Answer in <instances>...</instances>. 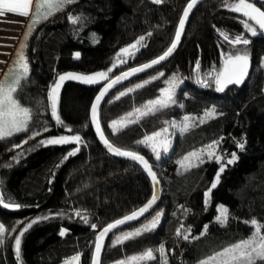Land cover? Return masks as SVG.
<instances>
[{"label":"trees","instance_id":"obj_1","mask_svg":"<svg viewBox=\"0 0 264 264\" xmlns=\"http://www.w3.org/2000/svg\"><path fill=\"white\" fill-rule=\"evenodd\" d=\"M188 2L75 0L33 26L24 48L29 77L18 99L33 111V130L46 125L50 131L20 149H13L12 145L21 143L28 133L0 141L2 190L22 205L17 211L0 206V220L6 228L17 230L6 234L5 246L0 248V264H20L14 254V236L32 219L45 215L52 218L33 225L22 238L23 264H66L77 254L81 255L80 264H92L98 232L151 198L154 189L149 176L137 163L110 154L99 141L90 120L91 105L106 81L96 85L78 81L64 83L59 113L72 129L71 133L56 125L51 117L48 91L58 74L71 71L87 75L109 70L120 49L141 36L146 37V47L124 66L114 68L111 76L159 57L173 42ZM258 5L264 9V0ZM69 16L84 19L73 24ZM241 19L242 14L229 11L222 5V0L203 1L193 12L182 43L172 58L163 66L127 80L101 104L100 120L108 139L123 150L145 155L157 173L163 192L162 201L149 216L111 235L101 264H116L148 249L154 250L157 259L138 264H160L156 250L161 244L166 249L168 264H199L225 247L248 238L254 231L250 223L252 219L264 223V34L250 35L249 45L235 46L247 50L252 62L250 78L243 86L232 85L224 92H217L214 82L210 83L212 87L196 83L197 60L200 72L208 74L213 69L221 70L222 52L235 50L223 40L217 29L230 37L242 34L245 29ZM76 52L81 54L79 59L74 57ZM160 73L164 75L160 76ZM150 75L159 78L151 80ZM174 75L183 80L176 94V105L113 132L110 127L113 120L158 98L160 90L167 86L165 81ZM146 78L151 83L116 99L123 89L135 86L140 80L139 83L143 84ZM180 104L183 108L179 107ZM212 107L217 110L216 116L199 123L200 116ZM185 116L197 118L192 122L194 126L188 132L176 133L172 149L159 161L149 148L137 144L146 135L163 129L167 125L165 122H181ZM69 134H79L85 143L27 151L40 139ZM242 139H246V144L240 150L236 142ZM217 140L223 144L229 157L235 153L239 159L226 166L206 209L205 192L214 182L218 163L205 160L199 167L185 171L180 161L188 153ZM76 147L80 151L64 160L63 157ZM17 153L23 154L14 161L12 157ZM8 164L11 166H3ZM219 205H224L230 213L231 219L226 227L214 219L219 214ZM189 209L190 213L186 214ZM77 211L82 214L80 217L75 215ZM156 212L163 215L154 231L115 245L118 234L142 224ZM84 215L88 216V223H84ZM91 224L97 227L93 229ZM205 224L209 225L207 234L193 239L199 236ZM181 225L192 228L188 241L176 235ZM65 228L68 233L60 236V231Z\"/></svg>","mask_w":264,"mask_h":264},{"label":"snow or ice","instance_id":"obj_2","mask_svg":"<svg viewBox=\"0 0 264 264\" xmlns=\"http://www.w3.org/2000/svg\"><path fill=\"white\" fill-rule=\"evenodd\" d=\"M74 2L75 0H35V3L34 0H0V15L8 12L29 17L30 9L34 8L31 13V22L28 25L27 32L24 37L25 43L21 45V50L18 52L17 58L13 61L12 66L9 68V74L5 75L4 78L0 80V141L8 140L19 133H28L27 138L23 139L21 143L12 145L13 149H20L24 145H27L30 140H35L36 137L42 136L43 133L50 131L46 125H43L40 130H33V111L29 107L23 106L18 99L19 95L23 91L24 82L28 79L30 72L29 62L23 52V49L27 47L26 41L33 32L34 25L42 20H47L55 13L62 11L65 7ZM153 2L159 4L162 0H153ZM258 2L259 0H255V2H249V0H238V2H232V0H222V5L233 13L242 14L243 19L240 20V23L242 24L243 29L251 33L252 36H257L258 34H264V10H262V7L257 6ZM197 3L198 0H189L186 7L183 9L181 18L179 19L178 28L175 32L173 42L162 55L153 59L150 63H145L139 67L131 68L129 71L122 72L121 75L116 76L114 79H109V71H111V69H109V71H97L93 74L87 75L70 71L58 74L57 79L49 88L48 100L50 102L51 117L54 119L56 125L61 126L62 128H67L68 132L71 133L72 129L66 125L59 113L60 93L64 83L66 81H78L86 85H96L100 84L102 81H106L91 105L90 120L92 124L95 125L96 132L99 134V138L107 150L114 155L126 157L141 165L150 177L154 189L151 198L143 207H140L138 210H133L131 214L125 215L122 219H117L114 222L107 224V226L99 232L94 245L95 254L92 264H101V253L104 248V241L110 232L129 221L138 220L140 217L150 212L159 199L160 183L157 173L153 170L152 164L145 158L144 155L135 151L122 150L121 148L114 146L109 139L106 138L105 133L101 128V102L104 100L110 89L121 83V81L127 80L129 77L134 76L137 73L144 72L146 69H150L154 65L161 64V62L167 60L173 55L174 51L181 42V37L184 33L185 24L188 21L189 15ZM69 19L73 24H77L84 18L82 16H69ZM217 31L223 40L232 45L234 48L236 45L250 44V40L245 38L243 34H236L230 39L229 35L225 31L219 29H217ZM148 36H151V33H149ZM145 39L146 38L144 36H141L134 43L121 48L117 53L116 62L118 64L126 63V60L123 58L125 56L134 58L135 53L138 52L141 47H146L143 43ZM221 55L223 58L221 70L216 71L213 69L211 73L206 74L214 81L215 90L217 92H224L232 85L243 84L245 78L248 76L250 66V56L247 50L235 48L234 51L222 52ZM80 56L81 54L79 52L74 53V57L76 59H79ZM113 67H115V65H113ZM195 72L197 76V83L201 84L203 87L213 86V84L209 83V79L200 78V62L198 60L195 62ZM163 75L164 73H160V76ZM158 78L159 77L157 76H153L151 80H156ZM151 80H145L143 84L138 83L134 87L128 88L126 92H120L116 99L119 100L128 93H133L137 89L143 88L146 84L151 83ZM181 82L180 78L175 75L171 80H166L165 83L168 87L160 90V97L154 100H149L144 109L138 108L135 110V113H129L127 117L121 118L120 120H113L110 125L113 132L121 131L129 124L138 122V120L144 116L154 114L160 110L168 109L171 106L176 105V89ZM179 107L183 108V104H180ZM216 114L217 110L215 107H212L210 110H206L204 117L199 118V123H204L205 118H214ZM133 115H135V119H130ZM220 115H223V113H220ZM183 119L184 122L180 126V131L182 133L188 132L190 127L194 126L190 122L197 120L196 117L190 116H185ZM168 131V128H163L160 131L154 132L152 135L145 136L143 140L137 141V144H141L149 148L151 152L154 153L156 160L159 161L161 159L162 152L167 154L172 146L171 140L165 135ZM72 143L80 145L85 143V141L79 134L51 136L38 140L34 145L28 148L27 151H34L40 147L68 145ZM219 144L220 141L217 140L206 146L207 159H214L219 165L217 174L214 177V182L211 183L209 189L205 192L204 203L206 209L210 205L212 190L216 189L220 184L221 174L225 172L226 166L235 164L239 159L235 153H231L229 159H225L222 154L217 155L215 150ZM236 144L240 150H243L245 148L246 139L237 141ZM79 151L80 148L76 147L72 151H69L63 159L67 160ZM22 154L23 153H17V155L12 157V159L14 161L18 160ZM193 159L198 161V163H192ZM185 161H188V163L185 164ZM204 162L205 149H200L199 151L189 153L182 161H180V164L185 171H188L191 168L199 167V165ZM3 166L10 167L11 165L8 164ZM2 188L3 182L0 180V206L5 209H20L22 205L16 203L10 195L2 190ZM181 208L183 209V206H181ZM217 210L219 214L215 216V222L226 227L231 219L228 208L224 205H219ZM190 211V209L186 210V214L190 213ZM57 215H63V213H58ZM75 215L80 217L82 214L77 211ZM162 215V212H156L155 216L147 223L143 224L142 227L136 228L133 231L123 232L121 235L116 236L115 245L123 244L125 241L135 239L145 233L154 231L160 224ZM50 218L52 217L45 215L32 219L18 232L17 235L14 236V254L17 260L20 261V264H23L21 251L22 238L33 227V225L41 221H46ZM83 221L84 223H88L87 215L83 216ZM245 223H249V221H245ZM250 223L253 226L254 231L248 238L241 239L239 242L225 247L222 251L216 252L206 259L199 261V264H264V232H262V229H264V223H259L255 219H252ZM91 227L95 229L97 225L91 224ZM208 227L209 225L205 224L199 236H194L192 238L199 239L200 236L206 235ZM16 231V228L13 227L9 229L6 228L4 223H0V248L5 246L6 234L9 232L14 233ZM68 231L69 230L66 228L62 229L59 235L65 236ZM191 233L192 228H184L183 225L176 230L177 237H180L185 241L189 240ZM156 252L159 254L160 264H168L166 249L163 244L159 246ZM155 259H157V257L154 255V250L148 249L140 255L120 260L117 264H138L140 261H150ZM80 260L81 255L77 254L71 257L69 261H66V264H80Z\"/></svg>","mask_w":264,"mask_h":264},{"label":"rangeland","instance_id":"obj_3","mask_svg":"<svg viewBox=\"0 0 264 264\" xmlns=\"http://www.w3.org/2000/svg\"><path fill=\"white\" fill-rule=\"evenodd\" d=\"M238 2V1H237ZM34 3H35V0H34ZM34 10L33 9H30V15L29 17H24V16H21L19 14H14V13H8V12H5L3 15H0V80H2L4 78L5 75H8L9 74V68L12 66L13 64V61L17 58V54L18 52L21 50V45L23 44V38L25 36V32H26V29L28 27V25L30 24L31 22V13L32 11ZM245 33V34H244ZM242 33L245 38L249 39V36L251 35V33L247 32L245 30V32ZM252 36V35H251ZM145 37V36H144ZM146 38V37H145ZM229 38L231 39L232 37H230L229 35ZM144 44H146V39L143 41ZM143 47L140 48V50L142 49ZM139 50V51H140ZM138 51V52H139ZM23 52H24V55L26 56V53H25V50L23 49ZM137 53V52H136ZM135 53V55H136ZM116 56L117 54L115 55V57L113 58V61H112V64H111V67L109 69H111V71H109V79L113 78L114 76H111L112 74V70H114V68L116 67H122L124 66V64H127L129 60H131L133 57H128V56H125L123 57L125 60H126V63H123V64H118L116 62ZM27 58V56H26ZM28 60V59H27ZM113 65H115V67H113ZM211 73V72H210ZM202 72H200V78L204 79V78H207L209 79V83L211 82H214L212 80L211 77L207 76L206 74H204ZM116 76V75H115ZM153 76V75H152ZM152 76L150 75L149 78H152ZM148 78V79H149ZM172 79V78H171ZM170 79V80H171ZM147 80V78H146ZM196 80H197V76H196ZM182 82L179 83V86L178 88L176 89V94L179 90V87L182 85L183 83V80H181ZM141 82V80L139 81ZM138 81L135 82L136 83H139ZM197 83V82H196ZM199 84V83H198ZM201 85V84H199ZM202 86V85H201ZM131 87H134L132 85L128 86L127 88L123 89V91H127L128 88H131ZM168 87V85L166 86ZM165 87V88H166ZM122 92V91H121ZM161 96V95H160ZM159 96V97H160ZM157 99V98H156ZM147 104V102L139 107H136L135 109H133L132 111H130L129 113H135V110L140 108V109H144L145 105ZM125 114L123 115L122 117L118 118L117 120H120L121 118H124V117H127L128 114ZM201 117H204V115L200 116ZM130 119H135V115H133L132 117H130ZM206 119V118H205ZM184 122V119L179 122V121H172V122H169L167 123V125L164 127V128H168V133L165 134L172 142V146L171 148L169 149L168 153L170 152V150L172 149L173 147V144H174V140L176 138V133H180V126L183 124ZM192 123V122H190ZM161 130V129H160ZM158 130V131H160ZM157 132V131H155ZM154 133V132H153ZM153 133L151 134H148L146 136H149V135H152ZM209 145V144H208ZM207 146V145H206ZM206 146H204L202 149H205V160H208L207 159V156H206V152H207V148ZM199 151V150H197ZM216 151V154L217 155H223L225 159H229L230 157L227 155L226 151L224 150L223 148V144L220 143L217 147V149L215 150ZM194 152V151H192ZM191 153V152H190ZM154 154V153H153ZM189 154V153H188ZM187 154V155H188ZM164 153L162 152L161 156H163ZM186 155V156H187ZM155 156V155H154ZM184 159V158H183ZM213 161H215L213 159ZM188 161H185V164H187ZM192 163H198V161H196L195 159L192 160ZM154 217V216H153ZM152 217V218H153ZM152 218L148 219V220H145L144 222H142V224L138 225V226H133L129 229H127L126 231L124 232H128V231H133L135 230L136 228H140L142 227L143 224L147 223L149 220H151ZM0 223H3L1 220H0ZM123 233V232H122ZM122 233L118 234V235H121ZM117 235V236H118ZM142 254V253H140ZM140 254H136V255H132V256H137V255H140ZM131 257V256H129ZM128 258V257H127ZM125 258V259H127ZM123 259V260H125ZM141 262V261H140ZM117 264V263H116Z\"/></svg>","mask_w":264,"mask_h":264},{"label":"water","instance_id":"obj_4","mask_svg":"<svg viewBox=\"0 0 264 264\" xmlns=\"http://www.w3.org/2000/svg\"><path fill=\"white\" fill-rule=\"evenodd\" d=\"M203 1H205V0H198V3L194 6V8L192 9V11H191V13H190V15H189V18H188V21L186 22V24H185V28H186V26H187V24H188V22H189V20H190V18H191V16H192V14H193V12L196 10V8L203 2ZM260 1H262V0H259V2ZM249 2H255V0H249ZM258 2V3H259ZM258 3H257V6H259L258 5ZM262 10H264L263 8H262ZM185 31V30H184ZM183 35H184V33L182 34V37H181V42H180V44L178 45V47H177V49L174 51V53H173V55L176 53V51L179 49V47H180V45H181V43H182V39H183ZM172 55V56H173ZM172 56L171 57H169L167 60H165V61H163V62H161V64H158V65H154L152 68H150V69H146L144 72H140V73H137V74H135L134 76H131V77H129L127 80H129V79H131V78H133V77H136V76H140V75H143V74H146V73H148L149 71H151V70H154V69H156V68H158V67H160V66H163L165 63H167L171 58H172ZM158 58V57H157ZM156 59V58H155ZM152 60H150L149 62H147V63H150ZM143 65V64H142ZM139 66H141V65H139ZM139 66H136V67H139ZM134 68V67H133ZM131 69V68H130ZM130 69H128V70H125V71H122V72H126V71H129ZM122 72H120L119 74H117L116 76H118V75H121V73ZM251 72H252V62H251V59H250V66H249V72H248V76L245 78V81H244V83L243 84H241V85H237V86H239V87H241V86H243L247 81H248V79L250 78V75H251ZM116 76H114L113 78H111V79H114ZM127 80H123V81H121V83H119V84H117V85H115L112 89H110V91L108 92V94L105 96V98H104V100H106L117 88H119L120 86H122ZM104 83H106V82H104ZM104 83L101 85V87H100V90H101V88L103 87V85H104ZM230 87V86H229ZM99 90V91H100ZM99 93V92H98ZM98 95V94H97ZM96 95V96H97ZM95 100V99H94ZM103 100V101H104ZM103 101L101 102V104L103 103ZM93 125V127H94V130H95V132H96V129H95V125L94 124H92ZM101 128H102V130L104 131V129H103V126H102V124H101ZM104 133H105V131H104ZM96 134H97V137H98V139H99V141L101 142V144H102V146L107 150V148L105 147V145L102 143V141L100 140V138H99V134L96 132ZM105 136H106V138L108 139V137H107V135L105 134ZM110 141V140H109ZM111 142V141H110ZM112 143V142H111ZM113 144V143H112ZM114 145V144H113ZM115 146V145H114ZM117 147V146H116ZM123 150V149H122ZM108 151V150H107ZM109 152V151H108ZM110 153V152H109ZM110 154H112V153H110ZM113 156H115V157H118V158H121V159H125V160H129V161H132V160H130V159H128V158H126V157H121V156H117V155H114V154H112ZM141 155H143V154H141ZM145 156V155H144ZM145 158L146 159H148L146 156H145ZM149 160V159H148ZM132 162H134V161H132ZM150 162V161H149ZM135 163H137V162H135ZM151 163V162H150ZM138 164V163H137ZM139 165V164H138ZM141 168H142V166L141 165H139ZM143 169V168H142ZM144 170V169H143ZM153 170L155 171V169L153 168ZM144 172H145V170H144ZM156 172V171H155ZM146 173V172H145ZM147 174V173H146ZM158 177V176H157ZM150 178V177H149ZM159 179V178H158ZM160 181V180H159ZM154 191V190H153ZM162 197H163V192H162V189H161V184L159 183V199L157 200V202H156V204L153 206V208L150 210V212L149 213H146L144 216H142V217H140L138 220H135V221H129V222H127L126 224H124V225H120V226H118L116 229H114L112 232H110L109 234H108V236L105 238V241H104V248H103V250H102V253H101V262H102V257H103V252H104V250H105V247H106V244H107V242L109 241V239H110V237H111V235L114 233V232H116V231H118L119 229H121V228H123V227H126V226H130V225H132V224H134V223H136V222H139V221H141V220H143L144 218H146L147 216H149L157 207H158V205L160 204V202L162 201ZM147 203V202H146ZM146 203H144L142 206H140V207H143ZM139 207V208H140ZM139 208H137V209H135V210H138ZM7 210H9V211H17V210H19V209H7ZM129 214H131V213H129ZM129 214H127V215H129ZM124 216H122V217H120V218H118V219H122ZM117 220V219H116ZM115 221V220H114ZM114 221H112V222H114ZM112 222H110V223H112ZM107 226V225H106ZM105 226V227H106ZM103 229V228H102ZM101 229V230H102ZM100 230V231H101ZM99 231V232H100ZM99 232H98V234H99ZM97 234V235H98ZM94 254H95V249H94ZM93 257H94V255H93ZM93 261V260H92Z\"/></svg>","mask_w":264,"mask_h":264}]
</instances>
